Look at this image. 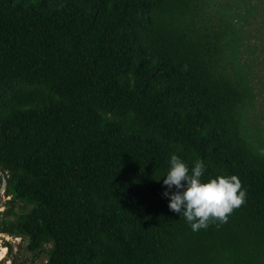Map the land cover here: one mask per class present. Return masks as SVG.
Wrapping results in <instances>:
<instances>
[{
	"label": "trees",
	"instance_id": "16d2710c",
	"mask_svg": "<svg viewBox=\"0 0 264 264\" xmlns=\"http://www.w3.org/2000/svg\"><path fill=\"white\" fill-rule=\"evenodd\" d=\"M263 88L264 0H0V233L45 264H264ZM172 153L239 179L226 222L168 208Z\"/></svg>",
	"mask_w": 264,
	"mask_h": 264
},
{
	"label": "clouds",
	"instance_id": "9594fccd",
	"mask_svg": "<svg viewBox=\"0 0 264 264\" xmlns=\"http://www.w3.org/2000/svg\"><path fill=\"white\" fill-rule=\"evenodd\" d=\"M205 162L198 158L191 168L172 153L162 175V197L168 208L182 215L193 231L206 228L210 220L226 222L228 214L245 200L246 190L235 175H217L203 180Z\"/></svg>",
	"mask_w": 264,
	"mask_h": 264
},
{
	"label": "rangeland",
	"instance_id": "374dc122",
	"mask_svg": "<svg viewBox=\"0 0 264 264\" xmlns=\"http://www.w3.org/2000/svg\"><path fill=\"white\" fill-rule=\"evenodd\" d=\"M262 93L259 94V111L264 114V88L261 90ZM261 126L263 127V136H264V119H260ZM2 201L0 203V212L5 209L4 204L5 198L3 194ZM4 216H0V220ZM12 218V217H8ZM4 246L5 251L3 254V259L0 258V264H45L47 260V254L45 252L34 254L27 250L26 240L20 237H14L7 234L0 233V253L1 248ZM49 245L45 246L47 250Z\"/></svg>",
	"mask_w": 264,
	"mask_h": 264
},
{
	"label": "water",
	"instance_id": "95a60500",
	"mask_svg": "<svg viewBox=\"0 0 264 264\" xmlns=\"http://www.w3.org/2000/svg\"><path fill=\"white\" fill-rule=\"evenodd\" d=\"M0 175H1V173H0ZM5 186H6V181H5V179H3V180H2V183H1V186H0V203H1V201H2V196H1V194L4 193Z\"/></svg>",
	"mask_w": 264,
	"mask_h": 264
},
{
	"label": "bare ground",
	"instance_id": "6f19581e",
	"mask_svg": "<svg viewBox=\"0 0 264 264\" xmlns=\"http://www.w3.org/2000/svg\"><path fill=\"white\" fill-rule=\"evenodd\" d=\"M4 251H5V248H4V246H2V248H1V253H0V258L3 257ZM2 259H3V258H2Z\"/></svg>",
	"mask_w": 264,
	"mask_h": 264
}]
</instances>
